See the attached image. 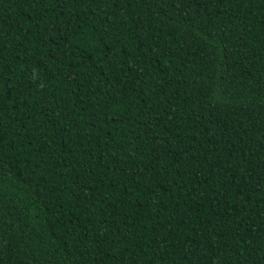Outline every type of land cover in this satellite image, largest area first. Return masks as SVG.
I'll return each mask as SVG.
<instances>
[{"label": "trees", "instance_id": "obj_1", "mask_svg": "<svg viewBox=\"0 0 264 264\" xmlns=\"http://www.w3.org/2000/svg\"><path fill=\"white\" fill-rule=\"evenodd\" d=\"M0 264H264V0H0Z\"/></svg>", "mask_w": 264, "mask_h": 264}]
</instances>
